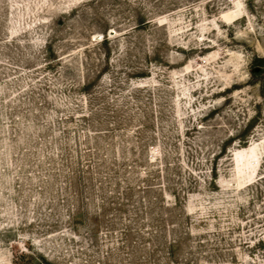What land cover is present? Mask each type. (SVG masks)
I'll return each mask as SVG.
<instances>
[{
  "label": "rangeland",
  "instance_id": "1",
  "mask_svg": "<svg viewBox=\"0 0 264 264\" xmlns=\"http://www.w3.org/2000/svg\"><path fill=\"white\" fill-rule=\"evenodd\" d=\"M0 264H264V0H0Z\"/></svg>",
  "mask_w": 264,
  "mask_h": 264
},
{
  "label": "trees",
  "instance_id": "2",
  "mask_svg": "<svg viewBox=\"0 0 264 264\" xmlns=\"http://www.w3.org/2000/svg\"><path fill=\"white\" fill-rule=\"evenodd\" d=\"M105 38H106V36H105ZM244 149H246V148H244ZM258 165H259V162H258Z\"/></svg>",
  "mask_w": 264,
  "mask_h": 264
}]
</instances>
